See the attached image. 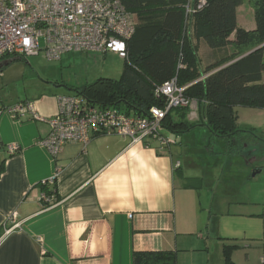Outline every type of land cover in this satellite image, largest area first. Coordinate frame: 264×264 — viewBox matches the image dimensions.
Listing matches in <instances>:
<instances>
[{"label": "crops", "instance_id": "crops-1", "mask_svg": "<svg viewBox=\"0 0 264 264\" xmlns=\"http://www.w3.org/2000/svg\"><path fill=\"white\" fill-rule=\"evenodd\" d=\"M245 4L237 10L238 26L253 31L255 19L242 23ZM72 55L76 54L59 62L66 64L64 58ZM32 57L6 59L0 66V110L32 103L41 118L32 119L27 110L16 117L0 116V264H133L135 252L162 251H177L178 264H225L227 245L239 247L232 254L235 264H263L264 184L250 179L248 170L259 160L254 140L238 138L235 147L244 146L238 154L246 159L242 172L249 186L257 183L252 184L256 192L241 198L223 194L210 201L208 210L198 193L201 186L196 187L203 180L190 177L187 187L182 177L189 165L179 142L198 131L175 137L162 126V135L173 142L168 147L156 141L147 146L119 135H95L86 146L67 144L54 157L41 141L50 134L49 120L59 111L58 97L67 95L57 80L53 83L31 67L27 59ZM199 57L204 70L221 55L201 45ZM200 130L202 135L190 138V156L198 155L202 138L209 154L215 150L217 138L206 128ZM12 147L18 152L11 154ZM222 149L215 165L220 174L233 168L231 148ZM205 161L207 157L200 156L190 168L199 169ZM254 171L264 177L263 165ZM53 180L59 201L48 208L41 185L52 187ZM200 185L210 190L220 186L213 180ZM13 213L21 226L3 238V224Z\"/></svg>", "mask_w": 264, "mask_h": 264}, {"label": "trees", "instance_id": "trees-1", "mask_svg": "<svg viewBox=\"0 0 264 264\" xmlns=\"http://www.w3.org/2000/svg\"><path fill=\"white\" fill-rule=\"evenodd\" d=\"M122 1L138 23L128 42L121 77L69 89L70 96L84 97L100 109L144 118L152 108L164 107L166 99L156 94L157 89L176 80L179 87L187 88L185 96L197 102L200 118L189 121L190 108L172 109L162 122L167 133L184 137L206 128L211 136L225 141L222 150L239 146L238 138H251L263 152L264 140L258 138V131L238 126L236 108L264 109V0H249L255 16L253 31L238 26L237 10L247 0ZM202 1L205 5L200 7ZM201 45L221 55L204 70ZM17 59L23 58L11 60ZM41 189L59 201L56 182L52 187L42 184ZM238 249L225 246V264H235L232 254ZM262 260L264 264V252ZM133 264H178V252H135Z\"/></svg>", "mask_w": 264, "mask_h": 264}, {"label": "built area", "instance_id": "built-area-1", "mask_svg": "<svg viewBox=\"0 0 264 264\" xmlns=\"http://www.w3.org/2000/svg\"><path fill=\"white\" fill-rule=\"evenodd\" d=\"M204 5L202 1L200 7ZM135 31V16L122 0H0V66L6 59L28 58L41 52L51 62L78 53H112L126 60L128 42ZM185 90L176 80L163 84L156 94L166 99L164 107L152 108L144 118L129 117L112 108L100 109L84 97L60 96L59 111L49 120L50 134L41 145L56 157L67 144L86 146L93 136L107 134L129 138L132 143L157 141L167 147L173 142L161 136L163 120L172 109L192 108L195 103L185 96ZM24 110L32 119H41L32 103L1 109L0 116L7 113L16 117ZM10 152L15 154L18 149L12 147ZM42 199L48 208L58 203L44 194ZM20 226L16 213L9 216L2 237Z\"/></svg>", "mask_w": 264, "mask_h": 264}, {"label": "rangeland", "instance_id": "rangeland-1", "mask_svg": "<svg viewBox=\"0 0 264 264\" xmlns=\"http://www.w3.org/2000/svg\"><path fill=\"white\" fill-rule=\"evenodd\" d=\"M242 10H243L242 12L244 13L243 21H242L243 24L248 25L249 23L252 22V20L254 21L255 17L254 14H252L253 8L249 0L246 1L245 7ZM135 22L138 23V19L136 18V16H135ZM41 45L42 47L44 46L43 40H41ZM27 60L30 62V64L32 65L31 67L35 71H38L41 75L43 74L53 79V83L55 80H57L60 85L64 86V89L62 88L61 90L64 92V95L67 96L73 95V93L70 92L65 87L66 85L67 87L69 86L72 88L81 89L83 87L96 83L97 81L102 79L118 80L121 77L125 67V61L121 59L118 55L112 53H109L103 57L101 55H87V54L78 53L76 55H72V57L70 58L67 57L64 58V61L65 60L67 61L66 64H61L59 61H54V62L48 61L43 52H41L38 56H34ZM39 78L41 80L43 79L41 76ZM189 111L192 114L191 121L193 122L198 121L197 118L199 116V106L197 102L194 103L193 107L190 108ZM236 112L238 116V126L243 129L257 130L258 138L260 139L262 138V140H264V109L261 110V109L237 107ZM259 132H262V134H260ZM199 134L202 135L203 133L197 132L194 133V135L192 136L187 135L189 137H186L187 139H185L184 141H180L179 143L182 144L183 150L184 151L186 150L184 154L185 158L183 157V160L187 161L189 165V168L184 167V171H183L182 177L186 178L185 185L187 187H190L191 180H189V178L195 176L201 178L205 184H211L213 180L216 183V185L217 184L220 185L218 186V188H215L214 190H210L209 188H207L206 185H200L203 184V181L200 184H196L197 185L196 187L201 186L202 188L198 191V193L202 197L204 209L208 210L210 201L218 200L223 197L222 196L223 194L226 193L233 194L232 197L235 198L237 196L241 198L242 194L243 195L250 194L251 196H253L255 188L253 187L252 184L257 185V183H253L252 182L253 180H251L252 183L249 186V183L247 182V179L244 173L242 172L246 167L245 164L243 163V161L246 160L245 155H238L239 153H242V150L237 149L235 146L231 147V149L229 150L231 152V156L229 154L228 158L230 156L229 163L233 164L232 171L228 172L225 169L223 171L224 173L220 174L218 172L219 168H215V165L219 161L221 149L223 147H226L227 144H224L225 143L224 140L217 138L216 144H213L215 150H213L214 151L213 152L211 149L209 154L208 149L203 146L205 143V139L202 138V142L201 144H198V150L196 151L198 155L194 154L190 156V150L193 149L192 148L193 141L190 138H192L193 136H197ZM256 155L257 157H259V160H257V162L253 164L254 165L253 167L248 169L250 174V179L255 174L254 170L257 169V167L260 164L264 166V151L262 152L261 150H258ZM200 156H202L203 158L207 157V161H205V163L202 164L203 167L201 166V168L199 169L190 168V164L191 166H193L192 162L199 161ZM260 177L261 176H257L256 178H254L256 179L255 181L260 182L261 180L262 183L264 184V177L261 178ZM218 178L220 179L219 182H217ZM262 187L264 186L262 185ZM55 206H49V208H53ZM11 227L12 226H9L8 229Z\"/></svg>", "mask_w": 264, "mask_h": 264}, {"label": "water", "instance_id": "water-1", "mask_svg": "<svg viewBox=\"0 0 264 264\" xmlns=\"http://www.w3.org/2000/svg\"><path fill=\"white\" fill-rule=\"evenodd\" d=\"M7 65H9V64L8 63L5 64V66H7ZM259 173H260L259 171L255 172V174L253 175V178H255Z\"/></svg>", "mask_w": 264, "mask_h": 264}]
</instances>
